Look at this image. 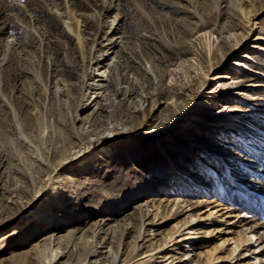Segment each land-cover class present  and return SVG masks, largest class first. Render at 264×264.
<instances>
[{"label": "rangeland", "instance_id": "374dc122", "mask_svg": "<svg viewBox=\"0 0 264 264\" xmlns=\"http://www.w3.org/2000/svg\"><path fill=\"white\" fill-rule=\"evenodd\" d=\"M212 207L264 247V0H0V264H205Z\"/></svg>", "mask_w": 264, "mask_h": 264}, {"label": "bare ground", "instance_id": "6f19581e", "mask_svg": "<svg viewBox=\"0 0 264 264\" xmlns=\"http://www.w3.org/2000/svg\"><path fill=\"white\" fill-rule=\"evenodd\" d=\"M252 16L253 15H251V13H250L249 18H252ZM256 41H257L256 39L253 40V42H256ZM251 48H257L256 44H252ZM249 59H250L249 55L246 53H243L241 55H238V57L235 60L230 61L228 66L232 67L234 69L242 67L243 70L251 72V68L245 63V60H249ZM102 77H104L103 79H105L104 75H102ZM213 80L215 81L216 84H218V87L213 88L208 93H211L214 97H217L219 94L228 93L229 91H233L236 89L235 87H236L237 83H235L234 79L232 78L231 72L217 73L213 77ZM227 104H228V101L221 105L222 109L216 114L218 116V118L226 119L227 117H229V115L231 113L234 114V113L238 112V110H233L231 113H229L228 111H230L231 109H230V106H228ZM223 121L219 122V124H222ZM201 125L211 126V123L203 122ZM213 127H215V125H213ZM87 153H88V150L73 154L69 158V160H66L65 162H63L60 165V167L56 168L54 170L53 174L56 172L57 169L64 167L66 165V163H70L71 161H74V160H80ZM232 155H229L228 157H230ZM80 165L82 166L81 163H80ZM50 179H52L51 180L52 183L55 182V180L53 181V176ZM50 195H51V193H50ZM36 200H34L33 202H37ZM222 210L223 209H217L216 210V207H212L208 211L205 212L206 215H203V217L199 216L198 219H195V221H199V223H200V218L202 217L203 220H201V221L205 222L206 225H208V226L216 225L217 226L216 228L212 229V231H211V228L208 230L209 232L211 231L210 232L211 234H209V240H213V238H216L215 240L217 241V243H216V246L213 248V250L208 252L209 253L208 259H207V262L205 264H214V263L215 264H222L226 261L229 264H257L258 260H259L258 264H262L263 262L260 259V256L264 252V247L262 248V247L258 246L259 248H262V249L259 250L258 252H252V253H251V249H250L257 242L258 238L255 239V242H253V237L251 238V236H249L248 239H246V240H244L242 238L231 237L232 234L234 233L231 230V228L234 226V223L227 220L228 216L225 217L227 212L221 213ZM145 216H147V214ZM24 231H25V229L23 230V228L17 227L14 230V232H12V234L10 236L11 237L12 236L16 237L19 235L21 236V235H23ZM94 233L96 236L99 237L101 234L104 233V226L101 224L99 226H97L94 229ZM193 236H191V234L190 235L189 234L182 235L181 232L178 233V235L172 234L162 249H164L165 247L168 246L166 248V250H168L169 247H171V246L182 245V243H185V242H188V240L194 239ZM8 237L9 236L3 237L1 239V241L7 239ZM51 242H52V239H51ZM229 245L232 246L233 254L228 258H222L221 254L224 252V250ZM160 253L161 252H159V254ZM257 253L260 255H256ZM184 261H186V259H184Z\"/></svg>", "mask_w": 264, "mask_h": 264}]
</instances>
